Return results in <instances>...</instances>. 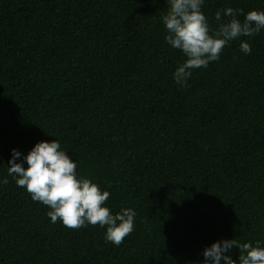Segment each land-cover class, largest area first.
I'll return each instance as SVG.
<instances>
[{
    "label": "trees",
    "instance_id": "1",
    "mask_svg": "<svg viewBox=\"0 0 264 264\" xmlns=\"http://www.w3.org/2000/svg\"><path fill=\"white\" fill-rule=\"evenodd\" d=\"M223 7L247 13L264 0H205L212 29ZM167 8L0 0V178L12 149L57 139L113 213H137L115 246L99 225L51 223L8 176L0 264H201L221 239L264 246V29L240 38L251 54L233 40L181 87L172 74L186 57L164 39Z\"/></svg>",
    "mask_w": 264,
    "mask_h": 264
},
{
    "label": "clouds",
    "instance_id": "2",
    "mask_svg": "<svg viewBox=\"0 0 264 264\" xmlns=\"http://www.w3.org/2000/svg\"><path fill=\"white\" fill-rule=\"evenodd\" d=\"M204 3L205 0H167L166 14L160 18L167 30L165 41L186 57L172 74L181 87L187 86L195 69L207 68L210 62L219 60L223 49L233 40H240L242 53L251 54L250 43L240 38L254 36L264 29V10L244 13L243 9L232 7L215 12L218 25L212 29L202 11ZM239 15H243L242 21ZM8 164L7 176L0 178V184H7V177H12L34 202L49 207L46 215L51 223L59 219L70 229L99 225L106 229L105 241L115 246L134 231L135 209L122 207L113 213L105 204L110 193L78 174V161L68 155L59 140L37 142L26 155L12 149ZM234 246L239 250L235 260L231 255ZM201 255V264H264V246L260 241L253 245L221 239L206 246Z\"/></svg>",
    "mask_w": 264,
    "mask_h": 264
}]
</instances>
